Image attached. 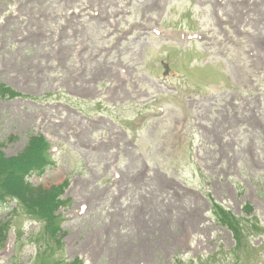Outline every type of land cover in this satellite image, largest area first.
<instances>
[{"label": "rangeland", "instance_id": "1", "mask_svg": "<svg viewBox=\"0 0 264 264\" xmlns=\"http://www.w3.org/2000/svg\"><path fill=\"white\" fill-rule=\"evenodd\" d=\"M208 1L199 4L209 24L199 17L198 27L204 22L199 32L213 36L180 52L151 38L106 50L99 21L71 20L54 34L56 17L78 0H0V84L9 98L0 100V142L15 156L31 135H46L52 164L29 181L45 188L70 183L63 245L19 210L0 264H192L217 251L201 264H264V235L252 236L243 223L245 238L261 247L249 243L239 261L229 251L233 235L212 208L215 200L245 216L242 207L251 203L264 226V0ZM215 11L240 39L219 35L222 24L210 23ZM166 51L172 65L180 56L178 81L194 89L181 103L161 94L136 108L127 91L140 87L143 101L159 94L155 84L168 79L157 63ZM195 54L214 67L205 69ZM106 82L116 89L113 107L92 99ZM202 82L209 90L199 96ZM231 96L239 98L233 106ZM157 106L166 108L164 118L151 115ZM14 208L1 210L0 219Z\"/></svg>", "mask_w": 264, "mask_h": 264}, {"label": "trees", "instance_id": "2", "mask_svg": "<svg viewBox=\"0 0 264 264\" xmlns=\"http://www.w3.org/2000/svg\"><path fill=\"white\" fill-rule=\"evenodd\" d=\"M21 197H23L20 198L23 201V203L31 209L42 208V207L48 209L49 206L53 203L51 195L45 196L43 198L42 197L37 198L36 195L28 197L26 194H23ZM5 239H6V226L0 223V248L3 246Z\"/></svg>", "mask_w": 264, "mask_h": 264}]
</instances>
